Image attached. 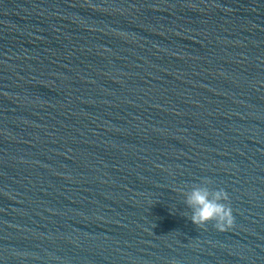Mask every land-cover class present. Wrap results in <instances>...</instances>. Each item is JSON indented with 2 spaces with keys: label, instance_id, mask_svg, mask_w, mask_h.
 <instances>
[{
  "label": "water",
  "instance_id": "obj_1",
  "mask_svg": "<svg viewBox=\"0 0 264 264\" xmlns=\"http://www.w3.org/2000/svg\"><path fill=\"white\" fill-rule=\"evenodd\" d=\"M0 264H264V0H0Z\"/></svg>",
  "mask_w": 264,
  "mask_h": 264
},
{
  "label": "clouds",
  "instance_id": "obj_2",
  "mask_svg": "<svg viewBox=\"0 0 264 264\" xmlns=\"http://www.w3.org/2000/svg\"><path fill=\"white\" fill-rule=\"evenodd\" d=\"M205 180L201 187H196L187 195L185 203L192 209L189 219L197 226L204 227L215 222L214 227L220 232L227 231L234 225L233 210L228 201V193L223 190H210Z\"/></svg>",
  "mask_w": 264,
  "mask_h": 264
}]
</instances>
